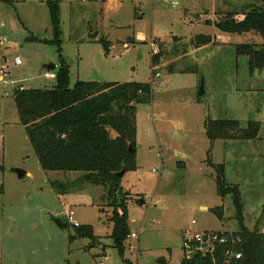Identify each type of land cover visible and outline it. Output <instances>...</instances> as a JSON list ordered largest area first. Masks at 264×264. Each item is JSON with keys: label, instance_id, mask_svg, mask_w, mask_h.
<instances>
[{"label": "rangeland", "instance_id": "obj_1", "mask_svg": "<svg viewBox=\"0 0 264 264\" xmlns=\"http://www.w3.org/2000/svg\"><path fill=\"white\" fill-rule=\"evenodd\" d=\"M47 1L0 0V39H6L0 45V67H7L25 89L56 84L48 75L56 70L45 68L55 64L57 69L60 63ZM253 3L60 0L61 46L71 86L76 80L149 82L153 97L138 105L137 168L125 173L122 189L109 198L104 187L80 183V172L46 174L21 124L14 86L0 84L1 264H157L160 257L181 264L185 229L264 232V70L251 73L248 57L237 53L238 44L260 45L263 38L215 26L230 12L243 18ZM200 34L211 35L214 44L195 47L192 42ZM90 35L107 38L108 52ZM161 48L163 57L154 67L152 55ZM16 57L22 64L15 63ZM153 69L162 76H154ZM216 119H236L244 128L253 121L260 128L250 140L211 143L205 121ZM208 159L223 166L227 183L240 191L243 225L234 191L221 195L219 169ZM16 169L28 174L19 178ZM50 179L69 191L58 194ZM124 200L137 238L129 236L121 254L112 239L111 217L112 203ZM71 210L80 227L60 228L54 218L66 220ZM86 225L94 232L83 236L79 228Z\"/></svg>", "mask_w": 264, "mask_h": 264}, {"label": "trees", "instance_id": "obj_2", "mask_svg": "<svg viewBox=\"0 0 264 264\" xmlns=\"http://www.w3.org/2000/svg\"><path fill=\"white\" fill-rule=\"evenodd\" d=\"M253 4L243 12V18L237 12L224 14L215 26L227 33L255 32L262 36V44L242 43L237 45V53L248 57L249 70H264V0H253ZM53 30L52 43L57 46L59 66L56 70V84L45 88L16 90L14 98L19 111L21 124L45 172L64 171L82 173V181L102 186L109 198L116 196L122 189L123 177L119 173L137 168L136 152H130V146L137 145L138 105L150 103L153 87L146 83H114L77 80L71 86V68L62 53L60 0L47 1ZM101 42L108 52L110 42L107 38L90 35V40ZM176 38L175 40H179ZM195 47L214 44L209 34H200L192 42ZM163 50L152 55V64L159 65ZM174 71V70H173ZM190 71V69L185 70ZM172 72V71H171ZM157 71L153 69V75ZM115 103L116 108L112 106ZM256 125V126H255ZM251 121L248 127H242L236 119L206 120L205 129L211 143L216 140L242 138L246 140L257 136L260 124ZM209 164L219 169L216 183L221 195L234 191L237 200L239 221L243 225L240 191L234 190L225 179L224 167L217 166L208 159ZM185 167L184 161H179ZM53 189L67 193L60 180L51 182ZM126 200V199H125ZM125 200L112 203L113 222L112 239L121 254L125 252V241L130 236ZM80 227V226H79ZM91 225L79 228L86 236L92 233ZM239 234L242 242L238 250L242 256L235 264H264V232L245 227ZM1 264V263H0ZM157 264H170L165 257L157 259ZM181 264H213L212 259L199 255L186 256Z\"/></svg>", "mask_w": 264, "mask_h": 264}, {"label": "built area", "instance_id": "obj_3", "mask_svg": "<svg viewBox=\"0 0 264 264\" xmlns=\"http://www.w3.org/2000/svg\"><path fill=\"white\" fill-rule=\"evenodd\" d=\"M6 39H0V45H4ZM153 48L156 46L152 43ZM157 51V49H154ZM17 65L22 64L20 57L15 58ZM50 77L55 78V73H48ZM154 76L161 77V73L157 72ZM0 84L5 86H14L13 94L16 90H24L22 83L12 78V75L7 67H0ZM9 92H5L8 96ZM68 223L74 227H79L80 224L74 218V211L71 210L65 214ZM131 237L137 238L136 233H131ZM183 248L187 258L190 254L196 253L206 258L212 259L213 264H235L242 256L238 250V246L242 242V237L239 232L228 230H193L185 229L182 233ZM100 264H104L101 262Z\"/></svg>", "mask_w": 264, "mask_h": 264}, {"label": "water", "instance_id": "obj_4", "mask_svg": "<svg viewBox=\"0 0 264 264\" xmlns=\"http://www.w3.org/2000/svg\"><path fill=\"white\" fill-rule=\"evenodd\" d=\"M209 22H210L209 19H206V20H205V23L208 24ZM55 67H56L55 64H48V65H45V68L48 69V70H54ZM203 93H204V86H203V83H202V85H201V87H200V90H199V94L201 95V94H203ZM112 106H113L114 108H116L115 103H112ZM136 151H137V147H133V146L131 145V146H130V152L135 153ZM16 172L18 173L19 178H22V177H24V176L27 174V171H25V170H23V169H16ZM125 173H126V170L123 169V170L119 173V176H120V177H123V176L125 175ZM144 202H145L144 199H141V200H140V203H144ZM54 221H55V223H56L60 228H67L68 225H69V223L67 222V220H65V219H63V218H60V217H55V218H54ZM189 256H190V258H193L194 256H196V253H192V254H190Z\"/></svg>", "mask_w": 264, "mask_h": 264}, {"label": "crops", "instance_id": "obj_5", "mask_svg": "<svg viewBox=\"0 0 264 264\" xmlns=\"http://www.w3.org/2000/svg\"><path fill=\"white\" fill-rule=\"evenodd\" d=\"M81 1L84 2V1H86V0H81ZM97 38H98V37H97ZM76 81H77V80H76ZM75 83H76V82H75ZM32 148H33V147H32ZM33 151H34V150H33ZM34 153H35V152H34ZM36 157H37V156H36ZM37 159H38V158H37ZM48 173H50V172H48ZM27 174H28V173H27ZM27 174H26V175H27ZM46 174H47V172H46ZM51 181H52V180L50 179V183H51ZM51 187H52V186H51ZM203 208H207V207L203 205ZM36 253H37V252H32V255H35Z\"/></svg>", "mask_w": 264, "mask_h": 264}]
</instances>
